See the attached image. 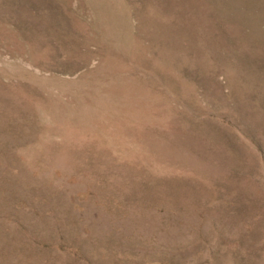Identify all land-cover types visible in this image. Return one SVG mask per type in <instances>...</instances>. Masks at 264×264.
<instances>
[{
	"label": "rangeland",
	"instance_id": "obj_1",
	"mask_svg": "<svg viewBox=\"0 0 264 264\" xmlns=\"http://www.w3.org/2000/svg\"><path fill=\"white\" fill-rule=\"evenodd\" d=\"M0 264H264V0H0Z\"/></svg>",
	"mask_w": 264,
	"mask_h": 264
},
{
	"label": "bare ground",
	"instance_id": "obj_2",
	"mask_svg": "<svg viewBox=\"0 0 264 264\" xmlns=\"http://www.w3.org/2000/svg\"><path fill=\"white\" fill-rule=\"evenodd\" d=\"M105 61V60H104ZM101 67V66H100ZM17 72V71H16ZM85 79V78H84ZM50 80V79H49ZM65 83V82H64ZM86 83V82H85ZM37 84V83H36ZM84 85V84H83ZM47 86V85H46ZM81 86V85H80ZM86 86H87V84H86ZM90 86V85H89ZM100 86V85H99ZM80 88V87H79ZM59 89H61V88H59ZM81 89V88H80ZM89 89V88H88ZM75 90V89H74ZM91 90V89H90ZM98 90H99V88H98ZM97 90V91H98ZM67 91V90H66ZM78 91H79V89H78ZM81 92V91H80ZM80 92H78V93H80ZM92 92V91H91ZM50 93V92H49ZM85 93V92H84ZM99 93V92H98ZM83 94V93H82ZM100 94V93H99ZM49 95V94H48ZM69 95V94H68ZM87 96V95H86ZM100 96H102V95H100ZM73 97V96H72ZM81 97V96H80ZM62 98V97H61ZM82 98V97H81ZM92 98V97H91ZM95 98V97H94ZM103 98V97H102ZM53 99V98H52ZM57 99V98H56ZM85 99H86V97H85ZM88 99V98H87ZM90 99V98H89ZM93 99V98H92ZM105 99V98H104ZM81 100H83V99H81ZM98 100H100V99H98ZM54 101H55V98H54ZM59 101V100H58ZM63 101V100H62ZM104 101V100H103ZM60 102V101H59ZM74 102V101H73ZM91 102H93V101H91ZM63 103V102H62ZM80 103V102H79ZM90 103H88V105H89ZM95 104V103H94ZM101 104H102V102H101ZM56 105V104H55ZM54 105V106H55ZM87 104H85V106H86ZM104 105V104H103ZM53 106V105H52ZM64 106V105H63ZM67 106V105H66ZM108 106V105H107ZM112 106V105H111ZM50 107V106H49ZM61 107V106H60ZM81 107V106H80ZM89 107V106H88ZM93 107V106H92ZM97 107V106H96ZM96 107H95V109H96ZM104 107V106H103ZM48 108V107H47ZM66 108V107H65ZM84 108H86V107H84ZM50 109V108H49ZM48 109V110H49ZM78 109V108H77ZM76 109V110H77ZM102 109V108H101ZM51 110H53V109H51ZM86 110H89V109H87L86 108ZM98 110V109H97ZM53 111H55V110H53ZM83 111V110H82ZM100 111V110H99ZM109 111V110H108ZM61 112V111H60ZM76 112V111H75ZM85 112H87V111H85ZM94 112H95V110H94ZM62 113V112H61ZM79 113V112H78ZM90 113V112H89ZM52 114V113H51ZM95 114V113H94ZM98 114V113H97ZM61 115V114H60ZM59 115V116H60ZM63 115V114H62ZM65 115V114H64ZM75 115H77V114H75ZM79 115V114H78ZM92 115V114H91ZM100 115V114H99ZM69 116H72L71 114L69 115ZM83 116H84V114H83ZM87 116V115H86ZM112 116V115H111ZM73 117V116H72ZM93 117V116H92ZM114 117V116H113ZM81 118V117H80ZM83 118V117H82ZM62 119H64V118H62ZM91 119V118H90ZM93 119V118H92ZM66 120V119H65ZM68 120V119H67ZM73 120V119H72ZM88 120V119H87ZM71 121V120H70ZM75 121V120H74ZM80 121V120H79ZM83 121H84V119H83ZM88 122V121H87ZM102 122V121H101ZM63 123V122H62ZM77 123V122H76ZM104 123V122H103ZM57 124H59V123H57ZM68 124V123H67ZM69 124H72V123H69ZM83 124H87V123H83ZM101 124V123H100ZM60 125H62V124H60ZM64 125V124H63ZM59 127V126H58ZM65 127H66V125H65ZM68 127H69V125H68ZM71 127V126H70ZM84 127V126H83ZM67 128V127H66ZM97 128V127H96ZM79 129V128H78ZM84 129V128H83Z\"/></svg>",
	"mask_w": 264,
	"mask_h": 264
}]
</instances>
